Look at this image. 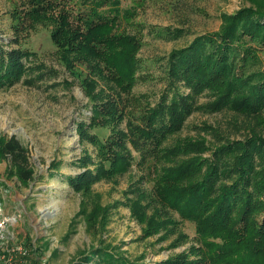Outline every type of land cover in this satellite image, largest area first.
I'll return each mask as SVG.
<instances>
[{
	"label": "rangeland",
	"instance_id": "rangeland-1",
	"mask_svg": "<svg viewBox=\"0 0 264 264\" xmlns=\"http://www.w3.org/2000/svg\"><path fill=\"white\" fill-rule=\"evenodd\" d=\"M91 1L0 0V41L21 50L26 65L18 81L0 88V144L14 138L33 176L20 182L0 158L2 210L21 213L11 235L47 264H69L100 240L138 264L193 256L198 244L184 190L226 139L264 134V102L259 107L249 91L264 73V43L244 40L246 55L229 79H211L192 93L188 115L162 144L128 134H139L167 92L162 68L174 49L218 31L241 9L264 12V0H101V32L110 43H95L101 33H94V48L84 43ZM60 17L79 31L76 48L60 44L68 36ZM173 30L180 35L169 37ZM49 208L44 228L39 217ZM93 211L101 219L89 221ZM257 248L256 256L233 251L231 264H264V243Z\"/></svg>",
	"mask_w": 264,
	"mask_h": 264
},
{
	"label": "trees",
	"instance_id": "trees-1",
	"mask_svg": "<svg viewBox=\"0 0 264 264\" xmlns=\"http://www.w3.org/2000/svg\"><path fill=\"white\" fill-rule=\"evenodd\" d=\"M101 2L92 0L89 12L84 14L85 17L90 14L84 17L87 19L85 29L90 33L88 39L84 40L85 47L94 48L98 45L91 44L94 40L95 43H110V39H105L107 34L101 32L105 22L104 13L98 11ZM96 22L101 24L94 28ZM61 23L66 25L65 32L67 31L68 36L60 44L76 48L79 31L64 19ZM99 32L101 36L89 40L94 33L96 36ZM179 33L180 30L168 32L171 34L169 37H178ZM248 38L255 43H264V12L251 8L241 9L229 15L226 24L218 31L199 35L184 48L174 49L165 68H162L167 92L156 101L145 122L137 127L139 134L129 132L128 135L140 139L145 137L146 141L151 135L157 139L155 145L162 144L169 135L175 133L179 121L188 115L191 94L207 87L211 84V79L213 84L215 78H228L235 61L246 55L244 40ZM14 42L11 39L8 47ZM2 44L0 41V88L18 81L26 72L21 50H5ZM67 64L71 66V62ZM259 76V80L249 91L258 103L261 102L259 107H262L264 73ZM232 83L230 81L231 87ZM185 88L188 93H185ZM85 124L84 122L81 126ZM124 134L126 137L127 134ZM128 140L131 141L129 136ZM119 148L125 149L123 145ZM0 158L8 161V171L20 182L33 179L27 151L14 138L0 144ZM196 168L198 167L192 169ZM191 183L184 190L185 219L194 226V239L198 246L194 249L193 256L185 253V258L170 257L160 264H231L233 251L238 256L243 252L259 255L255 252L258 250L257 246L264 243V134L251 130L240 140L226 139L225 143L212 150L198 172H193ZM95 217L101 219L102 215L93 211L88 220L93 221ZM103 218L105 220V216ZM106 224L96 226L105 228ZM96 226L89 223V227ZM69 264L138 263L130 260L119 247L100 240L98 244H91L80 251Z\"/></svg>",
	"mask_w": 264,
	"mask_h": 264
},
{
	"label": "built area",
	"instance_id": "built-area-1",
	"mask_svg": "<svg viewBox=\"0 0 264 264\" xmlns=\"http://www.w3.org/2000/svg\"><path fill=\"white\" fill-rule=\"evenodd\" d=\"M20 216V211L4 213L0 202V264H47L45 257L35 259L37 254L33 246H28L11 235L9 228L19 221ZM51 216L52 209L49 208L39 217L44 228L50 225L47 218Z\"/></svg>",
	"mask_w": 264,
	"mask_h": 264
}]
</instances>
